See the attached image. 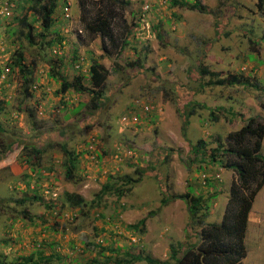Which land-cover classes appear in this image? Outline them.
I'll list each match as a JSON object with an SVG mask.
<instances>
[{
  "label": "rangeland",
  "instance_id": "rangeland-1",
  "mask_svg": "<svg viewBox=\"0 0 264 264\" xmlns=\"http://www.w3.org/2000/svg\"><path fill=\"white\" fill-rule=\"evenodd\" d=\"M16 1L12 2L19 9L13 14L18 17H12L6 0H0V13L6 10L11 16L0 18V71L5 69L0 72V153L7 142L19 138L14 145L18 147L10 149L14 161L5 154L0 160V257L10 261L39 248L52 256L54 264H115L118 259L126 264L128 254L163 258L170 241L197 246L203 227L197 221L190 223L186 203L172 196L191 189L202 195L207 215L202 225L223 218L232 173L221 161H211L209 151L218 142L225 143L226 135L239 129L248 115L264 117V0L260 5V0H181L185 6H172L168 0H124L119 11L128 31L116 46L107 44L104 49L99 37L90 39L83 30L78 0H60L52 13L53 24L42 36L40 17L30 10L34 2ZM197 1L201 8L193 7ZM68 5L71 21L66 22L60 17ZM22 16L34 26L32 43L14 31ZM121 27L115 19L116 37ZM18 45L24 62L34 66L28 97L20 73L11 75L7 68ZM136 58L147 70L136 66L138 72L131 73L135 68L125 64ZM92 59L109 70L96 108L89 104L90 93L73 89L62 93L60 83L48 74L53 65L72 80L88 72ZM199 68L237 73L248 84L207 85L208 76H202ZM87 74L82 78L85 86L90 84ZM24 98L27 110H20ZM187 101L200 105L185 122L180 109ZM145 104L148 111L142 110ZM219 106L240 112L216 109L213 118L210 110ZM39 133L42 145L60 139L77 153L75 179H65L59 147L45 149L49 157L45 164L53 165L52 172L30 171L26 149L33 134ZM198 139L206 142L207 154L194 151ZM145 147L160 148L169 156L157 168L149 167V154H142ZM128 162L148 167L139 181ZM215 173L218 176L213 177ZM110 174L134 179L131 191L118 199L109 196L99 209L84 206L83 214L65 200L69 192L89 202ZM166 196L172 200L163 205L160 200ZM146 215L144 233L128 229ZM257 234L254 231L247 242L254 252L248 264H264V242H258Z\"/></svg>",
  "mask_w": 264,
  "mask_h": 264
},
{
  "label": "trees",
  "instance_id": "trees-1",
  "mask_svg": "<svg viewBox=\"0 0 264 264\" xmlns=\"http://www.w3.org/2000/svg\"><path fill=\"white\" fill-rule=\"evenodd\" d=\"M14 0H6L8 4H11ZM19 1V0H17ZM16 1V2H17ZM30 5V10L40 17V36L45 35L46 31L52 26L54 18L52 13L58 6L60 0H27ZM65 3L67 0H61ZM79 1V21L90 39L94 36L99 37L101 49H104V45L116 46V42L122 34L126 33L127 26L125 24V17L120 13L119 9L124 8V0H78ZM170 5L180 4L181 6L187 5V2L178 0H168ZM262 1L258 3L260 5ZM193 7L201 8L200 2H195ZM12 12L11 16H15L13 12H17L19 9L16 4L9 7ZM264 13V12H263ZM10 15L5 13H0V18L8 19L11 18ZM17 26L15 28V33L17 37H24L29 43L33 42V24L27 20V17H20ZM115 19H119L122 22L121 30L119 31L118 37L114 34L113 24ZM35 20V19H33ZM35 22V21H33ZM14 34V32H12ZM61 40V37L58 38ZM121 43V42H120ZM126 43V42H123ZM258 44V42H254ZM122 49V44L118 48L117 52ZM7 68L12 74L14 72L20 73L23 78L24 93L28 97V89L33 82L34 66L26 64L24 61L23 50L21 46L18 45V49L15 50L13 55L7 59ZM61 64V63H60ZM62 65V64H61ZM60 66V65H59ZM63 66V65H62ZM129 68H135L136 66L147 70V68L141 65L139 58L134 61H129L125 64ZM6 68V66L4 67ZM3 68V69H4ZM51 71L49 76L55 81L60 83L62 93L69 89H73L77 92L87 91L90 93L91 101L89 102L92 108L98 107L101 97L104 96L106 80L109 75V70L100 63L97 59H92L90 66L88 67V77L89 86H85L82 83V78L84 73L74 75L73 79L69 80L65 73L50 65ZM242 69H246L243 67ZM5 70V69H4ZM0 71L1 73L4 72ZM8 71V72H9ZM246 71H251V69ZM138 70L133 69L131 73H136ZM200 74L208 76L206 81L207 85H214L219 87H232V86H243L246 87L247 81L246 77L243 78L237 73H226L222 74L213 70H206L199 68ZM24 98L19 105L20 110H27L25 107ZM264 99V98H263ZM102 101V100H101ZM100 101V103H101ZM85 106V104H83ZM199 103L188 102L185 106L180 109V115L183 121H189V117L195 114L196 106ZM204 107V105H202ZM2 104H0V111H2ZM87 107L88 104H87ZM230 108L231 110H227ZM224 106H219L212 108L210 114L214 116L216 109L224 110L226 109L231 114H236L240 112V108L235 109ZM236 111V112H235ZM29 115L34 117V113L28 111ZM129 113V112H128ZM249 117L244 121V123L239 127V129L229 132L226 135L225 143L221 141L217 143L216 147L209 151V158L211 161H221V165L227 169H232L236 173V178L232 181L229 191V198L223 214V218L220 223H207L202 225V219L207 215L205 214V206H202L203 196L199 194H193L191 191H187L184 194L173 195V198L182 199L186 205L190 217V223L194 221L201 224L203 227L200 235V241L197 246L190 244V242L185 246L183 243H178L177 241H170L169 243V256L166 259L154 258L151 255H142L137 253L135 255H126L128 259L125 261L126 264H131L132 261H145L147 264H242V261L246 255V247L244 244V237L246 232L248 214L251 209L252 203L257 192L264 185V153H262V140L264 138V117L260 114L248 115ZM31 129L34 126L31 125ZM0 131L2 129L0 128ZM33 143L30 147H27L25 162L28 165L32 173H37L44 169L45 171L52 172L53 165L46 166L45 162L49 157L45 156L47 150H52L55 147H59L61 155V160L59 166L62 167L64 171V177L67 180L75 179L78 170V156L73 150H69L66 147L64 140H55L54 142H47L42 145L39 140L42 139L41 133L33 134ZM219 139V138H218ZM19 140V138H17ZM17 140L9 141L7 145H4V150L0 153V160L2 156L14 161V156L10 149L17 143ZM218 141V140H217ZM46 149V151H45ZM194 151L197 154H207L206 142L204 140L198 139L197 144L193 146ZM142 154H149L148 162L149 167L157 168V165L164 163L169 156V152L160 150V148L152 149L150 147H145L142 149ZM168 151V150H167ZM165 152V154L163 153ZM100 157V156H99ZM46 158V159H45ZM222 158V160H221ZM130 166L134 168L135 173L139 176L136 180H140V176L146 172L148 167L135 166L131 162H128ZM215 177V174H212ZM218 176V174L216 175ZM134 182L129 176L110 174L107 176L105 182L102 183L101 188L94 194V198L89 202L83 199L80 195L75 193L65 192V200L69 202L72 207H80L81 211L84 206L98 208L101 206L102 202H106L109 196H114L115 198H120L131 191V183ZM130 184L129 186H127ZM164 195V194H163ZM162 195V196H163ZM162 197L161 204H166L171 198ZM35 199V197H32ZM85 213L84 211L81 212ZM154 212H150V215ZM27 215V213H24ZM147 215L140 218L137 222L128 225V229L138 230L141 233L145 232ZM199 236V235H198ZM118 259V258H116ZM52 256L42 253V251L37 248L35 253H30L25 256L18 255L14 260L6 261L0 257V264H54L51 261ZM123 261L118 259L115 264H122Z\"/></svg>",
  "mask_w": 264,
  "mask_h": 264
},
{
  "label": "crops",
  "instance_id": "crops-1",
  "mask_svg": "<svg viewBox=\"0 0 264 264\" xmlns=\"http://www.w3.org/2000/svg\"><path fill=\"white\" fill-rule=\"evenodd\" d=\"M262 153H264V138L262 140ZM230 170L232 173V181H233V179L235 177V172L232 169H230ZM258 198H260V202L257 204ZM227 200H228V198H227ZM227 200H226V202H227ZM263 222H264V185L257 192V194L254 198V201L252 203L251 209L249 211V214H248L246 232H245V237H244V244L246 247V255L242 261V264H248L247 261L251 258V254L254 253L253 251H250L247 247L248 240L254 237V231L257 230L258 242L259 243L264 242V235H263V229H262V227L264 226ZM251 227H252V230H250ZM256 254L257 253H255V255ZM168 256H169V249L164 254V257L168 258ZM164 257L163 258L161 257L160 259H166Z\"/></svg>",
  "mask_w": 264,
  "mask_h": 264
},
{
  "label": "built area",
  "instance_id": "built-area-1",
  "mask_svg": "<svg viewBox=\"0 0 264 264\" xmlns=\"http://www.w3.org/2000/svg\"><path fill=\"white\" fill-rule=\"evenodd\" d=\"M12 4H13V6H14V3H13V2H12L11 4H8V3L6 2V7L9 9V7H11ZM13 6H12V7H13ZM148 7H149L148 5L145 6V8H148ZM2 12L5 13V14L7 13L6 10H3ZM3 13H2V14H3ZM6 15H8V14H6ZM142 110H144V111H148V110H149V106L146 105V104L143 105V106H142ZM130 115L132 116L133 119H136V118H137L136 114H133V115L130 114ZM123 119H124V121H126V117H125V116L123 117Z\"/></svg>",
  "mask_w": 264,
  "mask_h": 264
},
{
  "label": "clouds",
  "instance_id": "clouds-1",
  "mask_svg": "<svg viewBox=\"0 0 264 264\" xmlns=\"http://www.w3.org/2000/svg\"><path fill=\"white\" fill-rule=\"evenodd\" d=\"M14 1H16V0H14ZM66 3H67V1H66ZM79 13H80V11H79ZM60 18H61L62 21H66L67 22L68 19H70V21H71V17H70V7H69V5L67 6L66 12H64V17H60ZM262 103L264 105V99H263V102Z\"/></svg>",
  "mask_w": 264,
  "mask_h": 264
}]
</instances>
